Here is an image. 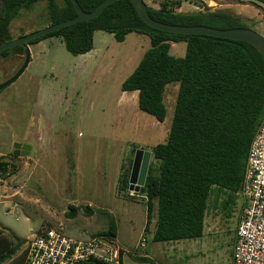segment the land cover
<instances>
[{
  "label": "rangeland",
  "instance_id": "obj_1",
  "mask_svg": "<svg viewBox=\"0 0 264 264\" xmlns=\"http://www.w3.org/2000/svg\"><path fill=\"white\" fill-rule=\"evenodd\" d=\"M145 2L160 6V0ZM221 2L216 9L206 7L203 12L231 9L264 37V5L246 0ZM186 7L177 10L198 12ZM47 21L46 2L38 3L11 23L12 35L17 39L45 28ZM28 47L29 67L0 91V156L16 171L5 180L0 178L4 232L29 242L42 229L54 227L87 239L107 230L114 219L123 264H152L137 262L136 256H149L159 264H232L243 201L240 193L227 215L220 209L224 197L216 192L211 195L201 238L157 244L152 240L156 214L147 230V205L141 192L131 197L130 185L123 188L122 177L133 151L152 152L166 142L179 90L176 83L166 88L163 123L139 109L138 93L122 92L123 82L151 47L150 38L133 32L119 43L112 34L97 31L94 50L79 56L70 54L59 37ZM186 48L185 42L172 43L171 54L184 57ZM25 58L24 53L0 60V84L21 68ZM15 143L32 146L30 154L15 157ZM156 166L152 155L151 167ZM71 207L77 209L75 216H70ZM144 239L147 244L142 249ZM27 246L21 244L18 255Z\"/></svg>",
  "mask_w": 264,
  "mask_h": 264
},
{
  "label": "trees",
  "instance_id": "obj_2",
  "mask_svg": "<svg viewBox=\"0 0 264 264\" xmlns=\"http://www.w3.org/2000/svg\"><path fill=\"white\" fill-rule=\"evenodd\" d=\"M104 0H78L86 12ZM185 1L199 5V0H169L159 8L149 7L150 16L175 25H201L218 29L251 28L244 17L231 9L182 13L177 9ZM264 5V0H248ZM0 39L13 41L11 23L46 2L49 25L77 16L71 0H3ZM97 31L112 34L119 43L136 32L150 38L133 73L123 82L122 92H138L139 109L163 123L167 116L164 102L168 85L179 86L172 125L166 142L153 148L157 166L151 167L141 188L147 205L149 230L156 214L153 242L198 239L204 233V220L211 195L224 199L220 209L235 206L245 178L247 159L254 136L264 119V59L251 44L207 35H179L150 27L137 13L130 0L109 5L97 18L81 21L59 31L36 38V44L52 37L63 39L67 51L75 56L94 50ZM24 36V35H23ZM187 44L184 57L171 54L172 43ZM7 55L8 51H3ZM24 54L16 47L15 55ZM0 156V178L5 180L16 171ZM129 188V171L122 177ZM92 212L91 207L86 208ZM70 216L77 209L71 207ZM222 211V212H223ZM43 229L39 232L41 233ZM111 240L117 238V224L95 234ZM28 243L16 234L7 235L0 228V264H23L28 246L18 255L21 244ZM140 263H156L149 256L133 257Z\"/></svg>",
  "mask_w": 264,
  "mask_h": 264
},
{
  "label": "built area",
  "instance_id": "obj_3",
  "mask_svg": "<svg viewBox=\"0 0 264 264\" xmlns=\"http://www.w3.org/2000/svg\"><path fill=\"white\" fill-rule=\"evenodd\" d=\"M136 193L130 190L131 197ZM240 195L232 264H264V119L250 146ZM146 244L140 241L142 249ZM122 250L116 239L77 238L48 227L30 239L23 264H123Z\"/></svg>",
  "mask_w": 264,
  "mask_h": 264
},
{
  "label": "water",
  "instance_id": "obj_4",
  "mask_svg": "<svg viewBox=\"0 0 264 264\" xmlns=\"http://www.w3.org/2000/svg\"><path fill=\"white\" fill-rule=\"evenodd\" d=\"M71 1L77 11V16L75 18L63 21L61 23L52 24L46 26L45 28H40L36 31H33L22 37L14 39L13 41L10 42H4L0 39V54H2L3 51L6 50L8 51V54L3 57V59L5 60L13 56L16 47H22L26 49L25 62L11 78L0 84V91L9 87L14 82H16L29 67V64L31 62V53L28 47V43L30 41L45 36L47 34L59 31L62 28L70 26L75 23L81 21L93 20L99 17L109 5L119 0H104L91 12L84 11L78 0H71ZM130 1L134 5L137 13L143 19V21L152 28L168 33L179 34V35H188V36L207 35L217 38L243 41L253 45L261 53L264 59V37L252 28L243 27V28H232V29H218V28L201 26V25L187 26V25L167 24L157 21L150 16L149 7L145 2V0H130ZM4 9H5L4 2L3 0H0V20L4 14ZM0 33H1V26H0ZM14 149L15 150L13 152V155L15 157H26L30 154V151L32 150V146L27 144L15 143ZM140 153H145L146 155L145 161L147 162V164L150 163L153 155V153L150 151L139 150L137 152L136 159L133 165V172L129 181H130V190H135L138 193L141 191V188L144 186L147 178L146 174L142 176L139 182L135 178V173L140 165L139 163L140 160L138 158V155Z\"/></svg>",
  "mask_w": 264,
  "mask_h": 264
},
{
  "label": "flooded vegetation",
  "instance_id": "obj_5",
  "mask_svg": "<svg viewBox=\"0 0 264 264\" xmlns=\"http://www.w3.org/2000/svg\"><path fill=\"white\" fill-rule=\"evenodd\" d=\"M25 50L26 49H24V53L26 54ZM4 56H6V55L0 54V60L4 61L5 60V59H3ZM13 56H14V54H13ZM139 150H142V149H139ZM144 151H146V150H144ZM136 155H137V150L133 151V155L131 156V160H129L127 162L126 170L129 171V180H130V177H131L132 172H133V165H134V161L136 159ZM145 156H146L145 153H140L138 155V158L140 160L139 161L140 165H139V167L135 173V178L137 179L138 182L140 181V179L142 178V176L144 174H146V177H147L149 170L151 168V161L149 164H147V162L145 161ZM129 185H130V181H129Z\"/></svg>",
  "mask_w": 264,
  "mask_h": 264
},
{
  "label": "crops",
  "instance_id": "obj_6",
  "mask_svg": "<svg viewBox=\"0 0 264 264\" xmlns=\"http://www.w3.org/2000/svg\"><path fill=\"white\" fill-rule=\"evenodd\" d=\"M203 1V5H199V4H196V3H194V2H191V1H185V2H183V4H182V6L179 8V9H181L182 10V8H184V7H186V8H189L188 10H191V11H193V12H195V10L196 11H198V12H200V11H203L206 7H208V8H211V9H216L217 7H219L220 6V3H222L221 2V0H202ZM227 1V0H226ZM232 2H234V1H236V0H231ZM240 2V1H242V0H237V2ZM246 1H248V0H246ZM261 5V4H260ZM234 6V5H233ZM136 93H138V92H136ZM241 192V191H240ZM238 195H239V193H238ZM2 227H5V226H2L1 224H0V228L2 229ZM37 234V233H36ZM17 235V234H16ZM117 239V238H116ZM117 241V240H116ZM158 244V243H157ZM161 248V247H160ZM174 250L176 249V248H173ZM180 249H178V251H179ZM181 251V250H180ZM163 260H166V259H163ZM159 264V263H158ZM160 264H169V263H167V261H163V262H161Z\"/></svg>",
  "mask_w": 264,
  "mask_h": 264
}]
</instances>
